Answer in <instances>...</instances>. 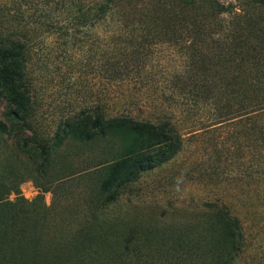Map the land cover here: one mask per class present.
<instances>
[{"label":"rangeland","instance_id":"rangeland-1","mask_svg":"<svg viewBox=\"0 0 264 264\" xmlns=\"http://www.w3.org/2000/svg\"><path fill=\"white\" fill-rule=\"evenodd\" d=\"M99 1L0 0V60L7 50L25 56L27 141L51 153L46 161L22 154L0 129L1 175L17 176L19 196L41 197L49 210L101 201L112 160L162 159L107 182L119 199L102 203L101 217L210 229L209 264L216 256L264 264V4L219 0L237 9L217 13L212 0H110L100 19ZM254 47L256 56L248 54ZM8 106L4 93L5 127ZM102 115L124 118L118 134H110L112 122L91 130ZM146 121L168 123L170 139L156 138L162 131ZM143 262L156 261L142 254Z\"/></svg>","mask_w":264,"mask_h":264},{"label":"trees","instance_id":"trees-1","mask_svg":"<svg viewBox=\"0 0 264 264\" xmlns=\"http://www.w3.org/2000/svg\"><path fill=\"white\" fill-rule=\"evenodd\" d=\"M257 1L264 4V0ZM212 2L216 4L217 13L237 9L232 3L224 8L220 6L219 0ZM109 3L110 0H100L97 3L96 13L100 19L106 15ZM238 23L239 26L243 25L241 17ZM259 49L264 52L261 46ZM249 51L248 54L252 56H256L258 52L256 47ZM3 57L5 61L0 60V98L5 93L9 106L2 114L6 127L0 124L1 132L6 130L15 150L30 157L41 156L43 161H46L51 153L40 146L32 147L25 133L29 95L20 80H23L20 76L21 69L26 67L23 60L25 56L21 50H7ZM256 65L251 64L249 71L259 73L262 70L264 73V65L260 70H257ZM14 68L15 71L12 70ZM17 71L20 72L16 73ZM261 100L264 105V97ZM108 122H112L111 127H114L111 135L118 134L119 130L115 127L122 128V124H125L123 117L107 119L102 115L92 122L90 128L96 132ZM115 123L120 125L114 126ZM144 124L148 125L150 130L162 131L156 138L160 137L165 142L170 139L163 129L169 126L168 123L159 124L158 128H154L147 121ZM69 126L71 125L67 123L66 128ZM33 137L32 135L30 139ZM31 141L34 142L32 139ZM111 162L108 167L109 178L99 187L103 197L101 201L87 205L70 203L65 206H52L46 210L41 197L27 201L19 196L17 176H13V179L2 176L4 163L0 161V264H145L136 263L142 254L156 261L152 264H209V259H213L209 254L212 253L214 243L213 231L210 229L203 232L205 228L199 226L133 227L126 224L125 220L112 223L101 217V212L106 206L103 208L102 203L112 204L119 199L118 193L108 192L109 187L105 185L107 182H119L135 172L152 167L156 162H162V159L147 156L130 163L123 157ZM10 193L15 194L13 201L7 198ZM69 218L75 221L67 220ZM221 223L227 238L236 243L231 224L223 220ZM215 259L217 261L213 264H225L221 257L216 256Z\"/></svg>","mask_w":264,"mask_h":264}]
</instances>
